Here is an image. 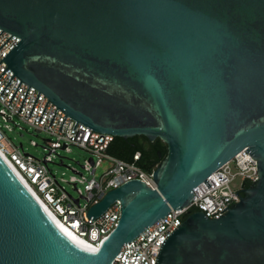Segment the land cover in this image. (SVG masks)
Wrapping results in <instances>:
<instances>
[{"label":"water","instance_id":"95a60500","mask_svg":"<svg viewBox=\"0 0 264 264\" xmlns=\"http://www.w3.org/2000/svg\"><path fill=\"white\" fill-rule=\"evenodd\" d=\"M0 28L20 39L1 59L29 85L18 112L33 86L94 131L166 145L155 188L130 180L90 206L91 220L121 206L96 250L72 241L0 154V264H110L245 147L257 178L219 217L189 213L156 264H264V0H0Z\"/></svg>","mask_w":264,"mask_h":264},{"label":"built area","instance_id":"2783aa9c","mask_svg":"<svg viewBox=\"0 0 264 264\" xmlns=\"http://www.w3.org/2000/svg\"><path fill=\"white\" fill-rule=\"evenodd\" d=\"M11 35L3 30L0 33V46ZM19 40L18 36L12 35L0 47V60ZM7 66L4 60L0 61V75ZM12 75L13 71L7 67L0 76V93ZM19 82L20 79L13 75L0 94V154L21 175L45 206L69 230L84 239L92 247L91 250H96L100 240L107 237L117 226L121 206L120 201L116 199L103 213L92 220L87 215L90 206L98 203L109 190L130 180L137 179L150 188H155L153 180L155 167L149 170L140 167L137 164L141 155L139 151L133 154L131 161L119 159L108 153L107 149L114 139L113 135L94 131L78 121L76 123V120L68 115L65 117L62 110L59 108L56 110L57 106L33 86L29 87L18 112L29 86L22 81L20 84ZM4 129L9 131L31 129L36 135L44 133L47 138H43L42 148L45 152L43 157L37 158L25 152L22 143L15 144L6 135ZM31 143L38 145L34 141ZM71 146L85 150L89 157L83 160L79 169L71 167L74 174L66 179L62 175L57 176L49 164L54 157L59 156L60 150L69 151ZM246 149L243 148L206 178L211 184L209 187L204 181L196 185L192 189L193 196L188 205L171 208L164 217L146 227L133 240L124 243L110 264H156L161 243L189 213L201 210L209 218H217L224 214L232 204L239 201L240 197L235 193L246 187L245 182H252L257 178L256 161L245 152ZM103 160H107L109 166L97 177L96 169ZM237 178L239 182H236ZM63 183L71 185L77 197L74 198L68 193ZM75 199L78 202H75ZM225 207L227 208L224 209Z\"/></svg>","mask_w":264,"mask_h":264},{"label":"rangeland","instance_id":"374dc122","mask_svg":"<svg viewBox=\"0 0 264 264\" xmlns=\"http://www.w3.org/2000/svg\"><path fill=\"white\" fill-rule=\"evenodd\" d=\"M6 135L15 143H22V148L25 152L30 153L31 155L42 158L44 155V150L42 148L43 138H47L44 133L36 135L33 130H18L13 129L11 131L4 129ZM22 134V136L20 135ZM31 141L36 142L38 145H33ZM59 156L53 158L52 162L49 164V167L57 174V176L62 175L64 178L68 179L70 175H73L74 172L71 170V167L80 168V164L83 163V160L89 157V154L78 147L71 146L69 151L60 150L58 153ZM62 157L63 165H60V160ZM109 166L107 160H103L101 164L96 169V176L99 177L106 168ZM236 182H239V179H236ZM65 190L70 193L74 198L77 197L76 191L68 183H63Z\"/></svg>","mask_w":264,"mask_h":264},{"label":"trees","instance_id":"16d2710c","mask_svg":"<svg viewBox=\"0 0 264 264\" xmlns=\"http://www.w3.org/2000/svg\"><path fill=\"white\" fill-rule=\"evenodd\" d=\"M108 153L113 156L131 161L136 151L140 152V159L137 164L145 170L155 167L158 162L166 154V145L160 140L149 141L144 136H133L127 139L114 137L112 143L107 149ZM157 151L161 152V158H157ZM154 156V159L151 157ZM251 182H245V186H249Z\"/></svg>","mask_w":264,"mask_h":264},{"label":"bare ground","instance_id":"6f19581e","mask_svg":"<svg viewBox=\"0 0 264 264\" xmlns=\"http://www.w3.org/2000/svg\"><path fill=\"white\" fill-rule=\"evenodd\" d=\"M2 156V155H1ZM4 158V157H3ZM5 160V159H4ZM6 161V160H5ZM6 163L10 166V168L13 170V172L16 174V176L21 180V182L26 186V188L30 191L32 196L36 199V201L40 204V206L45 210V212L50 216V218L53 220V222L77 245L83 247L92 249V247L82 238L78 237L75 233H73L71 230H69L46 206L45 204L38 198V196L32 191V189L26 184V182L23 180L21 175L14 169V167L6 161Z\"/></svg>","mask_w":264,"mask_h":264},{"label":"flooded vegetation","instance_id":"af4514ba","mask_svg":"<svg viewBox=\"0 0 264 264\" xmlns=\"http://www.w3.org/2000/svg\"><path fill=\"white\" fill-rule=\"evenodd\" d=\"M160 154H161V152H160ZM154 158H155L154 156L151 157V159H154ZM157 158H160L159 155H158V151H157Z\"/></svg>","mask_w":264,"mask_h":264}]
</instances>
